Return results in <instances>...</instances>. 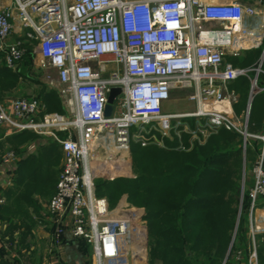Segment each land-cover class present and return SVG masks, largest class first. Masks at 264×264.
<instances>
[{
	"label": "built area",
	"instance_id": "1",
	"mask_svg": "<svg viewBox=\"0 0 264 264\" xmlns=\"http://www.w3.org/2000/svg\"><path fill=\"white\" fill-rule=\"evenodd\" d=\"M247 18L264 27V15L260 19L256 6L243 0H12L0 10L4 64L14 68L24 55L20 42H9L17 21L37 41L39 60L56 71L59 94L69 106L67 115L41 114L38 100L17 98L0 108V128L32 131L60 145L63 162L47 210L58 233L66 227L72 239L90 246L93 264H127L132 245L146 236L143 210L125 204L110 210L107 199L95 195L97 178L112 181L125 171L132 127L143 146L144 135L153 129L165 135L173 119L186 116L206 119L210 129L237 132L244 151L256 153L251 208L264 197V129L248 132L249 106L245 118L237 119L236 96L227 90L246 77L249 104L264 92L262 60L247 68L225 61L239 55L245 40L258 47L259 24L243 28ZM112 88L119 93L107 117ZM187 89L193 90L187 100L195 111L162 112L171 91ZM67 131L73 134L59 136ZM13 158L6 153L3 163ZM259 229L250 226L249 233L253 237ZM235 255L232 264H259L253 241L245 259L241 251Z\"/></svg>",
	"mask_w": 264,
	"mask_h": 264
},
{
	"label": "trees",
	"instance_id": "2",
	"mask_svg": "<svg viewBox=\"0 0 264 264\" xmlns=\"http://www.w3.org/2000/svg\"><path fill=\"white\" fill-rule=\"evenodd\" d=\"M28 42L23 44L27 51L18 63L19 65L23 62L18 68L20 73L11 71L0 62L1 104L6 100L7 93L17 86L20 76L29 78L24 73V66H29L31 58ZM260 52L261 49L248 51L243 57L228 59L234 66L247 67ZM262 67L264 69V62ZM230 90L238 95L234 106L236 112L240 113L248 99L249 83L245 78L239 77L231 82ZM42 94L40 100L49 107L48 112H53L51 94H47V91ZM247 129L249 133L261 132L264 129V92L253 97ZM35 136L30 131H21L6 140L9 144L20 146ZM241 146V135L224 129L211 138L207 145L188 153L157 147L142 148L132 144L136 177L116 179L112 182L97 181L95 195L105 197L110 205L125 193L129 203L144 208L150 260H159L162 264H220L224 246L231 237L241 195L242 212L243 209L245 212L249 211L250 198L249 188L246 189V175L242 191L239 179L242 178L243 171L246 173L247 169H252L256 153L247 148L243 165ZM255 146L258 147L257 144ZM60 154V145L50 139L48 143L46 140L45 145L40 146L34 155L28 156L19 164L15 173V187H9L4 193L10 202L0 205V222L6 226L5 232H0V244L3 241L13 243L12 235L16 229L26 230L22 233L23 238L29 233L26 221L17 218L24 213L19 205L22 201L31 199L33 194H43V190H48L53 195L57 182L54 168ZM24 183L26 189L21 191ZM14 196L16 199H13ZM215 213L220 216L214 218V221L217 222L219 218L221 224L209 239L204 230H215L216 223L209 218ZM242 225L240 221L237 234L241 244L238 243L236 248L245 259L247 248ZM80 246L84 252L90 248L82 240ZM3 250L4 248L0 247V252ZM186 250L190 251V256L186 255ZM256 254L258 263L264 264V244H257ZM0 264L16 263L1 258Z\"/></svg>",
	"mask_w": 264,
	"mask_h": 264
},
{
	"label": "rangeland",
	"instance_id": "3",
	"mask_svg": "<svg viewBox=\"0 0 264 264\" xmlns=\"http://www.w3.org/2000/svg\"><path fill=\"white\" fill-rule=\"evenodd\" d=\"M3 1H8V0H0V6L2 5ZM243 2L247 5L250 4V0H243ZM257 7L261 10L259 12V15H264V6L262 4H258ZM3 9V8H1ZM0 9V10H1ZM29 43V50H31V58H30V63L29 66L26 65L24 66L26 70L24 73L29 77L28 78V86L36 94L34 97L39 98L40 96L43 95V92L47 91V94H51L52 98V104L51 106L53 107V112H48L47 114H59V115H67L66 113V107L68 109V104L66 103V100H64L61 95L59 94V84L57 81V77L55 74V70L49 66L47 62L42 63L41 61L38 62V57H37V41L33 39H28ZM264 41V38H263ZM24 49V55L27 51V47L22 46ZM237 56H225V61H229L228 58H237ZM23 64L20 63L16 69H18L21 65ZM28 70V71H27ZM51 88V89H50ZM49 91H52L50 93ZM193 93V90L187 89V90H182V91H177L173 90L170 93L169 100L163 104L162 106V112L166 114H179V115H188L193 112V110L189 109L190 107L188 106V100L187 97ZM230 93V91H229ZM235 97V102L233 105L236 104L237 102V95L233 93ZM54 98V99H53ZM249 99H247V104H248ZM246 104V105H247ZM66 106V107H65ZM49 108V107H47ZM60 110H62V113H60ZM247 110V106H246ZM235 111V110H234ZM250 113V111H249ZM239 112H236V118L239 120H243L239 118ZM243 118V117H242ZM207 121L206 119L202 117H192V116H186V117H180V118H175L171 121V126L170 129L167 131V133L161 134L160 131L152 130L148 134L144 135L143 138L145 139V145L143 146L142 143L143 141L139 140V135L137 134V129L135 127H132L130 129V132L134 135L131 137V143H130V151L127 157V167L125 171L118 176L116 179H134L136 177L135 171L133 169V154L131 152V146L132 144H137L140 145L142 148H148V147H157L160 149L164 150H171L175 152H183V153H188L191 152L192 150L202 147L208 144L209 140L211 138L215 137L217 133L221 130L224 129L223 127L217 128V129H210L206 125ZM226 130V129H224ZM229 132H235L231 130H226ZM73 134L72 131H67V132H61L59 133V136L62 138L66 135L69 136ZM237 133V132H235ZM35 138H30L27 139L28 143L22 144V145H14V144H9L8 147H6V150H3V152L0 153V163L3 162L4 156L6 153L12 152L14 154L13 160L10 162L11 164L13 163L15 168H18L19 164L22 162L23 159L27 158L30 155H34L38 148L40 146L45 145L46 140L48 143V140L52 139L50 137L42 136V135H37L35 134ZM53 140V139H52ZM242 140V159H243V165L245 164V158H246V151L243 149V137L241 136ZM236 142V141H235ZM24 143V142H22ZM63 162V156L60 154L59 159L57 164L55 165V176L58 177L61 166ZM245 169V168H244ZM17 170V169H16ZM252 170V169H251ZM250 169H247L246 173L243 171L242 173V178L239 179V183L241 185V191L244 188V177L246 175V189L249 188V191L252 187V185L249 186V184L252 183V173ZM11 180V187H15V180H16V175L15 176H10ZM112 180V181H114ZM97 181H107V182H112L109 180H106L104 178H97L95 183ZM17 183V182H16ZM26 183H24V186L21 187V191L25 188L26 189ZM24 189V190H25ZM29 191L30 190H26ZM43 194H40L39 197L37 196L38 199H43V201H47V206L48 202L52 196V192L50 191H42ZM13 199H16L14 196ZM263 200L264 197H258V200ZM256 202V203H257ZM122 204L127 205L128 209H141L143 211V207H138L135 206L127 201V195L125 193L121 194L120 197L115 201L114 203L109 205L110 210H117L119 206ZM256 207V204L255 206ZM253 207V208H254ZM260 207H264V204L260 205ZM251 208L249 205V211L245 212L243 209L242 212V195L241 198L239 199L238 205H237V214L235 217V222H234V227L231 231V237L228 243L224 246V252H223V257L220 261V264H232L234 257L236 256L235 254L240 251L238 248H236L237 244H241L239 239V235L237 234V228L239 226L240 221L242 222V226L245 230V237H246V248L248 251V247L251 245L252 241L255 244V247L257 244H264V236H262L263 228L259 227L260 229L253 235L249 233L250 226L252 225V216L254 214V210ZM257 208H259L257 206ZM48 212V210H47ZM49 215V213H48ZM220 214H212L209 218H211L214 221V218L219 217ZM50 217V215H49ZM51 218V217H50ZM221 218V217H220ZM223 219V218H222ZM145 220V219H144ZM216 227L214 228L215 230L211 229H206L204 230L208 235V238H211V235H213L216 232L217 227L221 224V221L219 218H217ZM27 223V227L30 233H28L24 238H23V231H26L24 229L19 232V235H16L13 237V243H10L9 241H3L0 244V247H3L4 250L0 252V259L4 258L6 260H9L11 262H15L16 264H59L60 262V254L59 251H57L61 245L64 244L65 240H70L76 241L78 244H80L81 240H74L70 237V234L68 232V228L66 227H61V232L58 233V231L55 229L54 224H52L53 227L50 225V232L48 231V223H47V240H42V238L37 237L35 238V233L34 228L30 229L33 227V223L31 221L25 220ZM219 222V223H218ZM146 224V236L143 241L141 238L139 243H134L132 245V252L134 253V256H130V252L127 255V258H125V261L127 264H162L159 260L152 261L150 260L149 257V245H148V231H147V221L145 220ZM252 227H255L254 225ZM45 229V228H44ZM32 233V235H31ZM212 233V234H211ZM230 233V232H229ZM258 233V234H257ZM29 235V236H28ZM259 236V237H258ZM1 239V238H0ZM137 248V249H135ZM140 248V249H138ZM208 249V248H207ZM209 250V249H208ZM81 252L85 254L86 259H87V264H93L92 262V252L91 249L89 248L87 251L84 252L83 248H81ZM141 252V253H140ZM186 255L190 256V251L186 250ZM143 256V257H142ZM258 261V260H257ZM61 264H64L63 262Z\"/></svg>",
	"mask_w": 264,
	"mask_h": 264
},
{
	"label": "crops",
	"instance_id": "4",
	"mask_svg": "<svg viewBox=\"0 0 264 264\" xmlns=\"http://www.w3.org/2000/svg\"><path fill=\"white\" fill-rule=\"evenodd\" d=\"M250 1H251L250 5L256 6L258 13H261V12H259L261 10L257 7V5L262 4L264 6V0H250ZM11 3H12V0L3 1L2 5L0 6V9L8 7ZM262 13H264V12H262ZM261 17H262V15L261 16L259 15L260 19H262ZM253 24H254V26H253ZM257 24H259L258 25L259 27L256 28L255 25H257ZM244 27L247 28L248 30L256 28L258 31V36L261 39H258V41H259L258 47H251L250 41L245 40L246 43H243L244 49L240 51L238 57H243L245 55V53L248 51H254V50L261 49L259 56L256 59H254V61L251 63L250 66H247V67H251V66L255 65L260 60H262V63H263L264 62V41H263L264 27L262 25H260V23L257 19H254V18L253 19L247 18L244 25H243V28ZM26 31H27L26 29H20L18 24H17V21H15L14 30H13L10 38H9V42H20L21 46H23V44L25 42H28V38L26 36ZM255 37H257V35H255ZM39 61L40 60L38 58V62ZM0 62L4 63L1 55H0ZM226 62H229L234 66V64L231 61L226 60ZM18 63L15 65L14 68H10L11 71L20 73V70L16 69L18 66ZM262 66H263V64H262ZM234 67L247 68V67H240V66H234ZM262 69H263V67H262ZM55 74L57 77L56 71H55ZM241 78H245L248 81V79L246 77H241ZM261 80H262V78H261ZM57 81H58V79H57ZM26 83L27 84L29 83L28 79L23 78V76H20L19 81L17 83V86L14 89H12L9 93H7V95L5 96L6 100L4 101V103L3 104L0 103V108H7L8 104L12 100L17 99V98H26V99L33 98V99H36V100L42 102L39 98L34 97L36 94H34V92H32V90L30 89V87ZM248 83H249V81H248ZM230 84H231V82L227 85V90H228V92L230 91V93H234L232 90H230ZM249 90H250V84H249ZM177 91H182V90H177ZM237 98H238V95H237ZM248 99H249V95H248ZM252 101H253V98H252L250 104H249V101H248V104L246 102L247 105L244 106V108L241 110V112L239 114L240 119L245 118V113L247 111L246 106L247 107L249 106V111H250ZM187 104L190 107L189 109H191L193 111L196 110L197 107L194 103L188 102ZM40 105L42 107V113L41 114H47V107L43 104V102L40 103ZM234 110H235V106L233 105V111ZM234 114H235V116H237L236 110L234 111ZM173 115H175V114L173 113ZM177 115H179V114H177ZM249 115H250V113H249ZM248 121H249V116H248ZM30 132H32V131H30ZM32 133H34V132H32ZM257 133H260V132H257ZM12 134H15V133H10L7 129L0 128V153L3 152V150H6V147H8V143L6 142L7 141L6 139L9 136H11ZM34 134H36V133H34ZM60 151H61V149H60ZM61 154H62V152H61ZM10 162L5 163V164L3 162L0 163V198L4 199V202L2 205H5L6 203L10 202L9 200L7 201L4 193L9 187L12 186L10 176H15L16 169H17L14 167L15 165L13 163L11 164ZM57 180H58V177H57ZM36 195L39 197L38 194H33L31 196V199H27V201H22L20 203L19 206L22 208V211L24 213H23V215L20 214L17 218L18 219L21 218L23 220L31 221V223H33L32 224L33 227H31L30 229H33L35 227L34 228L35 233L33 234V235H35V238L37 236V237L42 238V240H47V235H48L47 234V223H48V228H49L50 226L53 227L52 226L53 222L51 221V218L49 217L48 212H47V201H43V199H38ZM262 204H264V199L263 200L259 199L258 202L256 203V209L254 210V214L252 216V225L251 226L254 225L256 227H262L263 232L261 234H264V207H260V205H262ZM257 206L259 208H257ZM5 229H6V226L0 222V232L4 233ZM22 229L23 228L16 229L14 231L12 237L19 235V232H21ZM48 231L50 232V228L48 229ZM30 232H31V230H30ZM31 235H32V233H31ZM57 251H59V254L61 256L60 257L61 263L63 262L64 264H87L86 256L84 253L81 252V246L76 241L74 242V241L70 240L68 242V240H65L64 244L61 245V247ZM61 263H59V264H61Z\"/></svg>",
	"mask_w": 264,
	"mask_h": 264
},
{
	"label": "water",
	"instance_id": "5",
	"mask_svg": "<svg viewBox=\"0 0 264 264\" xmlns=\"http://www.w3.org/2000/svg\"><path fill=\"white\" fill-rule=\"evenodd\" d=\"M118 93H119L118 88H112L110 90L109 95H108V99H107V104H106L105 110H104L105 116H107V117L110 116L111 111H112V105L114 103V99H115L116 95H118Z\"/></svg>",
	"mask_w": 264,
	"mask_h": 264
},
{
	"label": "bare ground",
	"instance_id": "6",
	"mask_svg": "<svg viewBox=\"0 0 264 264\" xmlns=\"http://www.w3.org/2000/svg\"><path fill=\"white\" fill-rule=\"evenodd\" d=\"M119 208H120V207H119ZM119 208H118V209H119ZM139 241H140V239H139Z\"/></svg>",
	"mask_w": 264,
	"mask_h": 264
}]
</instances>
